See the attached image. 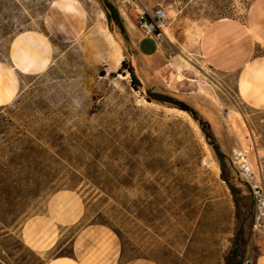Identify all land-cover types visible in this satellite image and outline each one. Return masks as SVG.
I'll use <instances>...</instances> for the list:
<instances>
[{
	"label": "rangeland",
	"instance_id": "rangeland-1",
	"mask_svg": "<svg viewBox=\"0 0 264 264\" xmlns=\"http://www.w3.org/2000/svg\"><path fill=\"white\" fill-rule=\"evenodd\" d=\"M53 1L0 0V61L27 30L54 45L49 68L19 73L16 97L0 106V264H43L23 226L52 240L46 217L58 193L71 194L58 213L76 201L83 209L60 244L100 223L129 257L264 264V107L239 90L241 70L264 59V11L254 13L264 0H80V23ZM159 8L171 57L152 69L132 31L138 12ZM159 93L209 121L223 155L192 114Z\"/></svg>",
	"mask_w": 264,
	"mask_h": 264
},
{
	"label": "crops",
	"instance_id": "crops-1",
	"mask_svg": "<svg viewBox=\"0 0 264 264\" xmlns=\"http://www.w3.org/2000/svg\"><path fill=\"white\" fill-rule=\"evenodd\" d=\"M112 3L115 2L112 1ZM263 11L264 6L262 4L256 5L254 9L255 17H260ZM34 31L46 34L40 30L34 29ZM132 37L136 42L138 57L147 61L152 69H163L170 64L171 54L162 39H155L146 35L138 26L132 31ZM259 41L264 44V38H260ZM11 46L9 61H0V64L13 68V78L18 82L19 91V73L25 74V72L15 65L11 55ZM53 54L54 50L52 57ZM239 90L251 105L264 107V59L252 62L241 70ZM69 196H71L70 193H58L50 201L49 209L52 214L46 218H54L56 228H49L51 234L54 233V230L56 233L52 240L35 239L33 228H27L29 223L23 226V237L27 245L39 257H43V264H158L149 258L129 257L126 254L120 235L115 229L105 224L91 223L81 228H75L68 239L63 244H60L62 239L66 237L67 232L72 229L70 227L78 223L83 216V209L77 201L74 207H64L58 213L59 203ZM45 241L49 243L46 247L44 246ZM35 242H38L37 246H30ZM67 245L70 248L69 252L58 253L55 251ZM258 261L257 264H261V260Z\"/></svg>",
	"mask_w": 264,
	"mask_h": 264
},
{
	"label": "bare ground",
	"instance_id": "bare-ground-1",
	"mask_svg": "<svg viewBox=\"0 0 264 264\" xmlns=\"http://www.w3.org/2000/svg\"><path fill=\"white\" fill-rule=\"evenodd\" d=\"M52 5L66 16L77 19L79 23L80 19L86 15L80 0H54ZM53 50V44L47 35L38 31L27 30L15 37L11 46V55L15 65L20 70L25 74L32 75L44 72L49 68L52 63ZM121 62L120 58L117 64ZM17 93L18 82L13 78V68L0 64V105L12 102Z\"/></svg>",
	"mask_w": 264,
	"mask_h": 264
},
{
	"label": "trees",
	"instance_id": "trees-1",
	"mask_svg": "<svg viewBox=\"0 0 264 264\" xmlns=\"http://www.w3.org/2000/svg\"><path fill=\"white\" fill-rule=\"evenodd\" d=\"M106 5L108 7V9L110 11H112L114 13V19L116 21L119 22V14H118V10L117 8H115V6L113 5L112 2L110 1H107L106 2ZM125 63V62H123ZM128 70L135 76V72H134V69L133 68H128ZM136 77V76H135ZM154 99H156L157 101L161 102V103H173V104H176L177 106H180L181 108H183L184 110L188 111L190 114L193 115V117L199 122V124L201 125L202 127V130L204 131V134L206 136V139L210 142V144L213 146L214 150L216 151V153L220 154V155H223L222 151H221V148L220 146L216 143V138H215V135L212 131V128H211V124L209 121L207 120H204L203 118L199 117L198 116V112L197 110H195L193 107L191 106H188L187 104H183V102H179V101H176V100H173V98H170L169 96H166L164 94H154ZM33 142H30V144H32ZM50 146L52 147H57L56 144H53L51 142H49Z\"/></svg>",
	"mask_w": 264,
	"mask_h": 264
},
{
	"label": "built area",
	"instance_id": "built-area-1",
	"mask_svg": "<svg viewBox=\"0 0 264 264\" xmlns=\"http://www.w3.org/2000/svg\"><path fill=\"white\" fill-rule=\"evenodd\" d=\"M167 18L164 8H159L153 14H147L145 11L138 12L137 26L148 36L159 39L160 30H162Z\"/></svg>",
	"mask_w": 264,
	"mask_h": 264
}]
</instances>
